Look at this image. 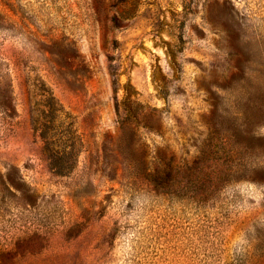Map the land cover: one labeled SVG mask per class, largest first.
Segmentation results:
<instances>
[{
    "label": "rangeland",
    "instance_id": "obj_1",
    "mask_svg": "<svg viewBox=\"0 0 264 264\" xmlns=\"http://www.w3.org/2000/svg\"><path fill=\"white\" fill-rule=\"evenodd\" d=\"M0 264H264V0H0Z\"/></svg>",
    "mask_w": 264,
    "mask_h": 264
},
{
    "label": "trees",
    "instance_id": "obj_2",
    "mask_svg": "<svg viewBox=\"0 0 264 264\" xmlns=\"http://www.w3.org/2000/svg\"><path fill=\"white\" fill-rule=\"evenodd\" d=\"M51 94H50V97H52V101H53V104L55 105V106H57V108H56V111H55V114H56V117H57V119L58 120H65V119H67V118H69V117H71V116H69V114H67V112L64 110V108H63V106H62V104L59 102V100L55 97V95L52 93V92H50ZM70 123H72V122H70ZM41 125H45L46 126V123L44 124V123H42ZM38 126V125H37ZM47 127H49L48 125H47ZM66 131V133H67V130H65ZM69 132V131H68ZM62 134V136L63 137H65V139H67V140H69V139H71V138H76V136H71V134L69 135V134ZM40 134H41V136H42V138L45 140V142H52V140L54 139V138H52V135L50 134V132H49V130H46V128H40ZM75 135V134H74ZM61 136V135H60ZM69 136H71V137H69ZM55 137V136H54ZM72 140H74V139H72Z\"/></svg>",
    "mask_w": 264,
    "mask_h": 264
}]
</instances>
